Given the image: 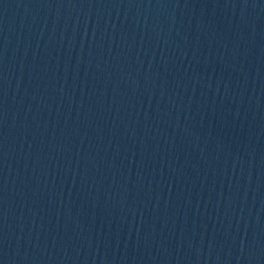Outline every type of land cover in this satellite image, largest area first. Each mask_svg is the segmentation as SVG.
<instances>
[{"label": "water", "instance_id": "1", "mask_svg": "<svg viewBox=\"0 0 264 264\" xmlns=\"http://www.w3.org/2000/svg\"><path fill=\"white\" fill-rule=\"evenodd\" d=\"M0 264H264V0H0Z\"/></svg>", "mask_w": 264, "mask_h": 264}]
</instances>
